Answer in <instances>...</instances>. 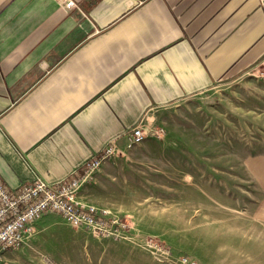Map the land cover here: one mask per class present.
Segmentation results:
<instances>
[{
	"label": "crops",
	"instance_id": "0c3cea01",
	"mask_svg": "<svg viewBox=\"0 0 264 264\" xmlns=\"http://www.w3.org/2000/svg\"><path fill=\"white\" fill-rule=\"evenodd\" d=\"M67 1L0 0V178L11 192L36 176L63 181L114 138L126 149L139 122L264 58V0ZM245 163L264 204V155Z\"/></svg>",
	"mask_w": 264,
	"mask_h": 264
},
{
	"label": "rangeland",
	"instance_id": "374dc122",
	"mask_svg": "<svg viewBox=\"0 0 264 264\" xmlns=\"http://www.w3.org/2000/svg\"><path fill=\"white\" fill-rule=\"evenodd\" d=\"M260 155L264 58L160 111L141 144L109 157L83 185L81 200L125 223L123 237L51 211L40 217L51 222L41 227L39 218L6 253L9 264H264L263 197L245 163Z\"/></svg>",
	"mask_w": 264,
	"mask_h": 264
},
{
	"label": "built area",
	"instance_id": "2783aa9c",
	"mask_svg": "<svg viewBox=\"0 0 264 264\" xmlns=\"http://www.w3.org/2000/svg\"><path fill=\"white\" fill-rule=\"evenodd\" d=\"M66 5L71 7L76 3L68 0ZM147 125L148 123L141 121L126 133V148L141 144L145 140ZM122 151L117 138H114L102 152L87 159L81 171L56 184L36 176L19 191L11 192L0 178V264H9L6 253L22 246L35 231V222L51 211L59 213L65 222L74 227H86L97 234L123 237L125 223L111 219L108 209L82 201L80 195L83 185L102 163ZM181 261L185 264H196L188 257H182Z\"/></svg>",
	"mask_w": 264,
	"mask_h": 264
}]
</instances>
